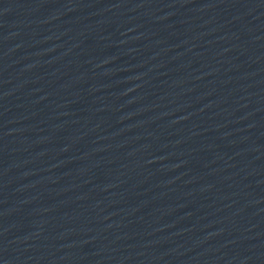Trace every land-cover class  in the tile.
I'll return each instance as SVG.
<instances>
[{
  "label": "water",
  "instance_id": "obj_1",
  "mask_svg": "<svg viewBox=\"0 0 264 264\" xmlns=\"http://www.w3.org/2000/svg\"><path fill=\"white\" fill-rule=\"evenodd\" d=\"M264 68V0H173Z\"/></svg>",
  "mask_w": 264,
  "mask_h": 264
}]
</instances>
